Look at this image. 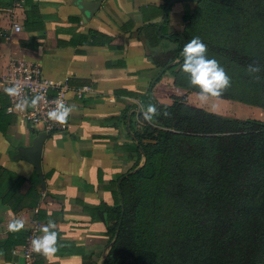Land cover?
<instances>
[{
	"label": "crops",
	"instance_id": "0c3cea01",
	"mask_svg": "<svg viewBox=\"0 0 264 264\" xmlns=\"http://www.w3.org/2000/svg\"><path fill=\"white\" fill-rule=\"evenodd\" d=\"M93 1L0 0V76L11 60L23 59L36 62L45 78L90 87L80 98L66 93L75 107L65 129L43 136L23 122L17 105L5 110L8 98L0 83V264H100L109 247L98 217L109 215L102 204L118 200L121 177L143 160L139 156L133 167L136 114L168 94L201 106L191 101L199 100L197 92L174 84L178 67L171 65L177 59L156 78L166 66L160 65L162 54L176 47L169 35L183 24L188 0H98L91 14L79 5ZM162 27L152 46L149 40ZM37 135L41 179L19 157ZM13 219H23L24 228L9 231ZM49 219L56 223L58 251L33 252L27 261L21 251L25 230L34 224L36 237L42 236Z\"/></svg>",
	"mask_w": 264,
	"mask_h": 264
},
{
	"label": "trees",
	"instance_id": "16d2710c",
	"mask_svg": "<svg viewBox=\"0 0 264 264\" xmlns=\"http://www.w3.org/2000/svg\"><path fill=\"white\" fill-rule=\"evenodd\" d=\"M202 1L207 2L204 13L214 11L207 20L215 33L232 30V39L224 38L230 45L174 30L169 39L176 47L162 54L160 65L177 59L171 65L178 67L172 71L174 84L199 92L182 70L184 45L199 37L207 58L232 60V78L240 90L232 99L264 103V70L247 72L250 64L264 66V0H246L245 6L232 0V7L224 0L187 3L197 8ZM187 6L181 23L192 18ZM148 27L151 33L153 24ZM160 33L163 27L149 40L152 46ZM181 96L175 95L168 106L157 103L161 114L151 123L136 114L133 167L139 156L143 160L121 177L118 200L102 204L109 215L98 217L109 238L115 235L102 264H264V121L223 117L189 105ZM138 179H144L140 196L130 191ZM134 229L143 236L142 245L133 239Z\"/></svg>",
	"mask_w": 264,
	"mask_h": 264
},
{
	"label": "clouds",
	"instance_id": "9594fccd",
	"mask_svg": "<svg viewBox=\"0 0 264 264\" xmlns=\"http://www.w3.org/2000/svg\"><path fill=\"white\" fill-rule=\"evenodd\" d=\"M207 46L199 37H193L183 47V72L189 74L190 84L199 88L198 99L201 103H207L210 98H218L223 92L231 86V78L227 75L224 68L220 66L215 59H209L206 56ZM264 70V66L253 63L248 65L247 72L250 75L258 74ZM258 80L259 77L255 76ZM9 97H22V88L19 84H14L11 87L4 89ZM42 97L37 95L30 100L27 97H22L17 104V108L24 110L27 107L36 108ZM74 105L67 106L58 99L55 108L48 111V118L59 124L67 123L68 117L74 109ZM143 118L151 123L153 118L161 113L153 104H149L146 110H143ZM165 117H170V113L163 112ZM24 228L23 219H13L8 230L18 232ZM56 223L49 219L47 224L41 229L42 236H38L31 241L32 251L44 256L53 255L58 251V233L55 230Z\"/></svg>",
	"mask_w": 264,
	"mask_h": 264
},
{
	"label": "built area",
	"instance_id": "2783aa9c",
	"mask_svg": "<svg viewBox=\"0 0 264 264\" xmlns=\"http://www.w3.org/2000/svg\"><path fill=\"white\" fill-rule=\"evenodd\" d=\"M12 29L18 31L20 27L12 24ZM0 83L4 89L14 84H19L22 88V97H27L29 100L37 95L42 97L36 108L27 107L20 111L23 122L29 127L44 133L45 136L63 131L67 125V123L59 124L48 118L47 113L55 108L56 101L60 99L65 105L69 106L66 97L67 92H70L76 98H80L90 90V87L85 84L69 86L65 81L60 82L45 78L42 76L40 67L36 62L23 59L11 60L8 63L4 73L0 76ZM7 98L8 104L5 110L11 112L21 98L9 97L8 95ZM36 235L37 231L33 224L28 229V233L21 245L22 254L27 261L32 259L31 241L36 238ZM12 252H15V249H12Z\"/></svg>",
	"mask_w": 264,
	"mask_h": 264
},
{
	"label": "rangeland",
	"instance_id": "374dc122",
	"mask_svg": "<svg viewBox=\"0 0 264 264\" xmlns=\"http://www.w3.org/2000/svg\"><path fill=\"white\" fill-rule=\"evenodd\" d=\"M227 4L232 7V0H224ZM239 2V4H242L245 6L246 0H236ZM187 10H191L192 18L189 22L176 25L174 26V30H182L185 29L186 32H189L195 36H199L200 38L206 39V40H212L214 42H220L226 45H230L229 42H225L226 37L232 39V30L229 32H226V30H223V33H218L217 31L215 33L214 30L215 26L209 22L207 19L209 17H212L214 15L213 12L204 13L203 10H205V5H207V2L202 1L197 8H195L194 3H188L186 4ZM232 17V16H231ZM211 24V25H210ZM214 27V30L213 28ZM225 38V39H224ZM209 59H215L219 62L220 66L224 68L227 75L231 78V86L227 88L223 94L218 98H210L207 103H201L199 100H192L194 103H199L196 106L200 107L203 110L211 113L218 114L223 117L227 118H238V119H258L261 121H264V103L261 100H238V99H232V94L239 96L238 92L240 91L234 83V79L232 78V74L234 71V66L232 64V60L228 58L225 55H221L219 59L216 57L212 58L209 57ZM235 73V72H234ZM234 86L236 88H234ZM190 92H197L198 91H190ZM176 94H168L165 99H161V102H158V104H161V106H168L173 101V98ZM194 95V94H192ZM223 95H228L229 97L223 98ZM241 95V94H240ZM180 96V95H179ZM182 97V96H181ZM184 98V97H183ZM185 102L188 104L186 99L184 98ZM194 106L193 104H189ZM142 163V162H141ZM142 180L144 179H138L135 181H132L130 183V191L134 193L135 195H139L142 192L143 184ZM138 215V214H137ZM133 239L135 242H137L138 245L143 244L142 235L138 233L136 229L133 230ZM115 238V235L111 236L109 238V245L111 246L113 240ZM133 241V240H132Z\"/></svg>",
	"mask_w": 264,
	"mask_h": 264
},
{
	"label": "water",
	"instance_id": "95a60500",
	"mask_svg": "<svg viewBox=\"0 0 264 264\" xmlns=\"http://www.w3.org/2000/svg\"><path fill=\"white\" fill-rule=\"evenodd\" d=\"M88 3L86 2H83V3H80V7L81 9L86 12L87 14H91L92 11L96 8V6L98 5V0L96 1H93L91 3H89L88 5L90 6V8H88L87 5ZM168 6H169V3L166 5L165 7V11H164V15L163 17H165L167 15V12H168ZM168 67V65H166L165 67H163L157 74L156 78L160 76V74ZM154 83V80L151 81V85ZM150 85V86H151ZM41 134L43 136L44 133L41 132ZM41 142H42V136L41 135H37L31 145L29 147H26V148H22L19 150V157L20 158H23L25 160H27L28 162H30L34 168L36 169V172L38 173L40 179H41V175H40V167H39V158H40V149H41ZM121 213H122V210H121ZM120 213V215H121ZM103 260H104V257L102 259V261L100 262V264L103 263Z\"/></svg>",
	"mask_w": 264,
	"mask_h": 264
}]
</instances>
